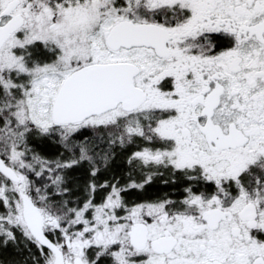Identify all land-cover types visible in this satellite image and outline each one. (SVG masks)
Masks as SVG:
<instances>
[{
    "label": "snow or ice",
    "instance_id": "obj_1",
    "mask_svg": "<svg viewBox=\"0 0 264 264\" xmlns=\"http://www.w3.org/2000/svg\"><path fill=\"white\" fill-rule=\"evenodd\" d=\"M0 264H264V0H0Z\"/></svg>",
    "mask_w": 264,
    "mask_h": 264
}]
</instances>
